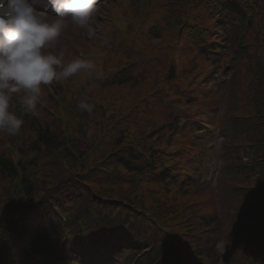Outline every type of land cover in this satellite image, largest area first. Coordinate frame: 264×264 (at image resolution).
Returning a JSON list of instances; mask_svg holds the SVG:
<instances>
[{
	"label": "rangeland",
	"instance_id": "1",
	"mask_svg": "<svg viewBox=\"0 0 264 264\" xmlns=\"http://www.w3.org/2000/svg\"><path fill=\"white\" fill-rule=\"evenodd\" d=\"M198 10L202 12L204 24H209L211 20L210 18L206 17L204 7H198ZM135 16V14H132L131 20H134ZM157 16L158 13L150 15L148 18H146L145 23L147 24L148 22L154 21ZM141 20H144V18H141ZM102 26L103 24H99V26L95 27V30L97 31L98 29V31H100ZM143 29H145V26ZM73 31L74 29H70L69 27L65 29V32L69 34L70 37L74 36ZM132 34V31L129 32V34L125 33L123 38L128 40L131 38ZM96 36L97 34L91 39H94ZM192 39V35L186 34L182 31L177 32V29L168 27H164L160 39L146 38L144 30H141L138 35L139 44L136 46V48H141L145 41L152 44L153 47L150 52H145L142 55L145 58L151 56L152 62L142 61L146 67H140L138 65L135 66V70H141L140 79H136L133 81L135 84L125 88L110 86L102 90L101 87H99V85L96 83L90 88L91 95H95L96 99L104 104L100 112V116L103 117L102 121L99 119L98 114L95 116L91 114L89 115L90 121L84 123L85 129L87 126H89L92 131H96L99 136L101 135L97 148H104L105 152L107 153L111 143L115 141L128 143L140 136V130L150 131V128L154 127L159 128L156 131L159 132V137L157 139L158 143L166 151L172 149L171 146L167 145L170 144V139H167V133L164 127L161 128L160 126H166L169 123L172 106H174L175 110L178 112H187V108L191 106L188 102L189 98L192 95V91L195 89L197 75H199L198 73L201 71L202 65H200V63H204V61L196 55L195 46H188V43L191 44ZM76 42L78 45L83 43L87 44L89 40L88 38H80L76 39ZM109 46L110 43H108L105 47L108 48ZM107 50L110 54L109 60L111 61H115L116 57L120 55L119 51L112 53L113 50L111 48ZM68 52L69 60L76 58L71 51ZM128 59H133V57L129 56ZM171 59L176 64L175 67H177L178 70V76L173 80L174 82L167 81L164 75L167 66L170 64H168V62ZM246 62L248 61L245 60V63ZM152 73L153 77L150 80L148 78L152 76ZM182 73L187 76L180 77ZM236 75V78L230 80L229 86L227 87L228 94L223 98L225 99L224 102L226 105V110L231 113L238 114L242 113V109L239 110L237 108H231L232 104L235 103L230 101V99L235 95V91H237V93L240 95V100H242L243 96V104H245L248 75L246 72L245 76L242 66H236ZM88 76V73L82 71L78 75L72 76L70 83L75 84L76 86L84 84V82L88 80ZM189 76L192 77V82L189 85L182 84V88L186 89V92L182 90V93L181 88L175 86L174 83L182 82ZM160 86L161 88L158 90ZM168 90L172 93V95L166 102L165 93ZM73 96L75 97V95ZM138 97H141L142 99ZM112 101L115 103L114 105H112ZM194 105L196 106L197 103L195 102ZM111 106L114 108H111ZM231 109L234 110L231 111ZM103 122L107 123L104 124ZM51 123L57 125L56 120H52ZM51 123L50 127L55 129ZM30 137V132L25 131L23 133V138L25 141H28ZM85 146H87L86 148L89 150L92 148L93 144H86ZM97 152L98 151H96V153ZM241 162L244 161L242 160ZM75 168L76 164L74 160H71L70 164H67L63 168V173L59 174V176L63 178L69 175ZM86 168L87 166L85 169ZM155 187H157V185H155ZM216 187L219 190V194L214 197V203L224 220L221 222L222 226L219 230V232L222 234V238H216L214 247L212 248V250L214 249L215 256L218 257L217 259L219 261L215 264H230L239 262L241 261L243 255L240 253L241 250H239L238 253H234V249L237 251V248L236 244H233L236 241L235 238L237 236V232L234 236V239H232L234 225L238 223L237 209H235L233 206L235 200L231 197V193H228L229 196L227 193H222L224 191L223 188L226 190V192L229 188L225 179L221 178L218 180L217 176ZM194 197L196 200L203 202L194 207L196 211L200 213H209L212 211V207H214V203H212V197L210 200L207 197V194L202 191H196ZM187 198L188 201L191 200V196L183 197L181 193L177 195L178 202L184 206L187 205L185 202V199ZM64 199L65 196L62 195L61 200ZM207 202L208 204L205 205L204 203ZM190 212H192V210L188 207L186 214L189 215ZM191 220L192 219H189L188 222L190 223ZM200 227L201 225L198 226L199 229ZM215 237H217V235H215ZM192 245L195 248L201 245L199 250L202 252L205 251L200 241L194 242ZM192 257H194V255H192Z\"/></svg>",
	"mask_w": 264,
	"mask_h": 264
},
{
	"label": "clouds",
	"instance_id": "2",
	"mask_svg": "<svg viewBox=\"0 0 264 264\" xmlns=\"http://www.w3.org/2000/svg\"><path fill=\"white\" fill-rule=\"evenodd\" d=\"M49 3L55 15L36 10L28 0H0V133L8 136L20 134L25 115H37L44 87L50 90L54 82L95 69L83 53L66 61L65 50H56V45L70 24L84 29L89 38L96 35L92 21L98 0ZM77 106L93 112L87 96ZM222 141L219 137L217 147Z\"/></svg>",
	"mask_w": 264,
	"mask_h": 264
},
{
	"label": "trees",
	"instance_id": "3",
	"mask_svg": "<svg viewBox=\"0 0 264 264\" xmlns=\"http://www.w3.org/2000/svg\"><path fill=\"white\" fill-rule=\"evenodd\" d=\"M264 3V0H261ZM255 3L253 2L252 5ZM258 10L255 7V14H256V19L254 20L256 23L261 19V23L263 26L264 30V4L259 8ZM252 32V34H251ZM252 38H251V36ZM253 41V42H260L263 41V44H261V53L258 50V47H253L249 51L244 50L241 52L239 55V60H242L245 57H249V67L252 66V64L255 61L254 65H258V59H259V68L261 70H264V31H257L256 28L253 25H249V28L245 31L242 32L240 36V41L241 42H246V41ZM251 56H250V54ZM256 54L255 60L253 59V55ZM262 56V57H261ZM260 88L261 90H264V71L261 74V79H260ZM264 112V108H263ZM257 135L260 137V140H264V130L259 129L257 130ZM44 138L46 143L48 144H53L55 141V137L50 134L49 130H45V133H41V138ZM0 170L4 173L7 174H14L15 172V167L11 161L10 158H8L5 154L0 153ZM23 184V195L26 198V202H17L15 204V213L18 215L20 211H30L33 208L39 207L42 204L41 199L39 198L40 195L42 194L41 192L43 191L42 187L43 185L40 184L39 182L36 181H31L27 179L26 177L22 181ZM9 203L11 202V199L8 197ZM55 237L51 236V232L48 231L45 228L39 229L38 230V237L36 240V248L40 250H46L50 252L52 250V247L55 245ZM27 264H32V263H27Z\"/></svg>",
	"mask_w": 264,
	"mask_h": 264
}]
</instances>
